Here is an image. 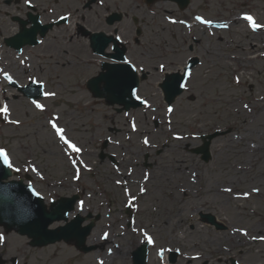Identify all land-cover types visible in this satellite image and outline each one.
Instances as JSON below:
<instances>
[{
  "label": "rangeland",
  "instance_id": "rangeland-1",
  "mask_svg": "<svg viewBox=\"0 0 264 264\" xmlns=\"http://www.w3.org/2000/svg\"><path fill=\"white\" fill-rule=\"evenodd\" d=\"M190 6H197L194 11L206 15V20L235 17L236 22L214 36L204 24L187 36L167 24L173 47L163 61L171 64L170 70H179L190 53L189 44L194 45L192 53L199 54L201 63L193 68L171 114L154 85L160 73L141 84L139 94L150 107L117 113L93 98L85 80L97 69L83 62L87 54L78 42L74 61L66 55L63 61L43 65L40 73L35 70L46 81L45 91L56 93L38 100L44 111L14 88L4 93L5 83H0V107L6 103L8 119L21 121L19 126L0 121V147L8 149L21 176L32 177V186L47 205L51 199L79 194L68 220L76 215L98 216L87 238V244L96 249L87 253L63 241L33 247L27 236L0 228L5 238L0 243V264H132V251L144 242L142 230L155 240L149 244L147 264H264V241L252 239L264 236V33L249 25L245 28L239 21L243 11H248L257 23H264V0H233L226 7L218 3L207 7L201 0H191ZM228 6L234 9L231 18L223 13ZM131 36L125 34V38ZM145 57L139 49L137 61L147 63ZM53 116L59 117V126L82 149L72 157L91 169L81 166L80 180L72 179L75 169L63 151L65 146L47 123ZM115 127L121 131L110 132ZM227 129L211 140L207 162L192 152L201 144L200 134ZM176 135L183 139H175ZM107 137L109 146L102 149ZM145 137L148 145L143 143ZM29 164L35 165L39 175L24 170ZM118 179L127 183L117 185ZM141 187L146 192L141 193ZM125 188L136 196L132 206ZM253 188L259 192H252ZM245 192L250 195L245 197ZM202 215L213 216L225 229L215 228ZM64 223L55 221L48 227ZM235 229L246 230L247 235ZM160 248L166 249L163 258L158 255ZM172 251L177 253L174 262L169 261ZM104 254L106 260L101 259Z\"/></svg>",
  "mask_w": 264,
  "mask_h": 264
},
{
  "label": "flooded vegetation",
  "instance_id": "flooded-vegetation-1",
  "mask_svg": "<svg viewBox=\"0 0 264 264\" xmlns=\"http://www.w3.org/2000/svg\"><path fill=\"white\" fill-rule=\"evenodd\" d=\"M201 1L207 7L214 3L226 7L233 0ZM248 1L240 0L241 3ZM177 2H187V5L180 8ZM190 4L191 0H103V3L100 0H30V3L26 0H0V82L14 87L16 92L19 89L15 84L32 81L30 77L46 82L35 74V70L40 73L43 65L63 61L66 55L74 61L77 42L82 53L87 54L83 62L96 67L94 75L100 71L102 62L116 61V57L125 54L138 68L144 69L140 74L145 76L144 81H148L158 75V65L166 63L163 61L165 55L172 53V34L166 32L167 16L176 21L192 20L201 12L194 11L197 6ZM229 8L233 7L228 6L223 11L228 16L234 10ZM184 11L188 17L187 14L183 16ZM61 16L67 19L61 20ZM124 20L126 27L123 26ZM168 25L178 28L179 22ZM211 29L217 30L218 27ZM125 34L132 35V39L125 38ZM98 36L108 38L101 54L97 53L95 37ZM116 37H120L119 41L126 49ZM130 43L137 50L130 48ZM139 49L148 57H145L147 63L137 61ZM133 50L136 56L131 54ZM4 73H8L12 80L6 79Z\"/></svg>",
  "mask_w": 264,
  "mask_h": 264
},
{
  "label": "water",
  "instance_id": "water-1",
  "mask_svg": "<svg viewBox=\"0 0 264 264\" xmlns=\"http://www.w3.org/2000/svg\"><path fill=\"white\" fill-rule=\"evenodd\" d=\"M118 73V72H117ZM108 75H115L114 72ZM110 79L103 84L96 82L94 79L87 83V87L94 97L104 98L106 104H118L124 109L135 107L137 101L128 94L127 86L121 81L120 77ZM138 81L132 85L136 87ZM34 87V86H33ZM35 88H25V93L31 98H39L42 91L37 92ZM171 101V98L169 99ZM121 110V109H120ZM118 110V111H120ZM223 132H214L211 135L202 137L203 145L195 149V152L203 154L202 158L208 160L210 140ZM11 175L10 169L0 165V225L7 231L14 230L30 238L31 246H43L56 241L64 240L65 242H74L76 248L88 252L94 249V246H86L85 240L88 236L93 222L85 226L81 223L85 218L76 216L64 226L54 229H48V225L56 220H67L68 213L73 209L77 199L76 195L72 197H60L52 201L47 209L40 196L33 194V188L30 184H23L21 181H6ZM205 221L214 224L217 228H223V225L217 224L211 215L204 216ZM97 218V217H96ZM146 246L143 244L133 252V264H146ZM175 260V254L171 255V261Z\"/></svg>",
  "mask_w": 264,
  "mask_h": 264
},
{
  "label": "snow or ice",
  "instance_id": "snow-or-ice-1",
  "mask_svg": "<svg viewBox=\"0 0 264 264\" xmlns=\"http://www.w3.org/2000/svg\"><path fill=\"white\" fill-rule=\"evenodd\" d=\"M26 2L30 3V0H26ZM100 2L103 3V0H100ZM240 18L242 20H244V21H247L249 26L251 27V29L254 30V31L264 27V25H261V24L257 23L254 20V18L248 13H243ZM60 19L61 20H66L67 17L66 16H61ZM195 20L199 21L200 23H202L204 25H212L213 24L212 20H206V19H204L201 16H196ZM171 22L172 23H177L176 20H171ZM179 23L184 24V23H186V21L181 20V21H179ZM217 27L228 28V24H226V23L225 24H219V25H217ZM116 39L119 40L120 37H116ZM95 41H96V47L98 48V50L103 51L104 47L107 44L108 38H106L104 36H98V37H95ZM41 43H43V41H41ZM110 51H111V49H110ZM105 56H107V54H105ZM21 63H23V61H21ZM113 64H116V61H113ZM122 64H123L124 67L123 68H117L116 70L120 74L121 81L126 84L129 96L135 98L138 101H140L145 106H149L150 107V105H148V101L147 100H143L137 94L138 93V89L136 87L132 86L136 82V73L142 72V71H144V69L142 67L138 68L136 66V64H134L132 62V60L128 59L127 57L123 58ZM158 69L161 72L166 71L165 65L163 63L158 65ZM183 73H184V75L179 77V78H169V82H166V84L162 85V87H165L166 90H170L174 86L178 85L180 88H185L186 89L187 88V79L192 76V72H191L190 66L185 65L184 69H183ZM4 76L9 81L12 80V77L8 73H4ZM30 79H32V82L34 84H39L41 86V88L37 89V92L40 93L41 89L43 87V81H37V80H35L34 78H31V77H30ZM173 80H175V85L172 83ZM180 80H183L185 82L184 83H180L179 82ZM236 82L239 83V77H236ZM42 95L45 96V97H55L56 93L52 92V91H43ZM31 103L35 106V108H37V109H39L41 111L45 110V106L43 104L39 103L38 100L33 99L31 101ZM244 107L247 108L248 105H244ZM166 111H167L168 114H171L174 111V109L171 106V104H169V106L167 107ZM8 114H9V108H8V105L5 103L2 107H0V116H3V119L7 123H10V124H13V125H17V126H19L21 124V121L19 119H14V120L8 119ZM58 120H59L58 116H53L51 119L48 120L47 123L51 126V129L53 130L54 135L58 138L59 142L62 145L65 146L63 148V151L68 156V159H69L71 165L75 169V174L72 177V179L80 180L81 166H83L88 171H91V169L88 168V166L84 163L83 160H80L79 164H78L77 160L72 157V154L81 153L82 149L80 147H78L77 144L74 143L71 139L68 138V136L66 135V129L59 126V124L57 123ZM170 123H171V121H169V124ZM133 129H135V123H133ZM174 138L177 139V140L183 139V137H181L179 135H176ZM143 143L145 145L149 144V140H148L147 137H145ZM0 165H3V166H5L8 169H13L15 172H20L21 171L20 168L14 166L13 159H12L8 149L5 148V147H0ZM29 169L31 171H33V172H37V174L39 175V172H38L37 168L35 167V165L29 164L28 168H25L24 170L28 171ZM193 175H195V174L193 173ZM148 178H149V174L145 173L144 174V179L147 180ZM41 179H43V176H41ZM115 183L117 185H119L121 183L126 184L127 181H121V180L118 179V180L115 181ZM124 191H125V195L128 196V205L132 206L133 202L136 200V196L131 195L127 188H125ZM139 191L141 193H144V192H146V189L144 187H141L139 189ZM224 191L231 192L232 189L231 188H226V189H224ZM251 191L258 193L259 189L258 188H253ZM33 194L36 195V196H40V193L36 192L34 189H33ZM243 195L245 197H247V196L250 195V193L245 192V193H243ZM83 207H84V201L81 200V201H79L80 210H83ZM234 231H239V232H242L243 235H247V231L243 230V229H235ZM142 232H143L144 241H146L149 244H155V240L153 239V237L151 235L148 234L147 231H143L142 230ZM107 235L108 234L105 233L104 234V238H106ZM4 239L5 238H4L3 234H0V243H3ZM252 239L253 240L260 239V240L264 241V236H259V237H255L254 236V237H252ZM165 251H166V249L160 248L159 251H158V255H160L161 258H163V253ZM177 251H179V249H177ZM109 252H111V249H109Z\"/></svg>",
  "mask_w": 264,
  "mask_h": 264
},
{
  "label": "bare ground",
  "instance_id": "bare-ground-1",
  "mask_svg": "<svg viewBox=\"0 0 264 264\" xmlns=\"http://www.w3.org/2000/svg\"><path fill=\"white\" fill-rule=\"evenodd\" d=\"M110 255V254H109ZM111 256V255H110ZM115 256V251H114V254H113V257ZM106 255L104 254L103 256H102V260H106ZM125 258H126V255H123V258H122V260H125ZM150 262L152 263V259H150Z\"/></svg>",
  "mask_w": 264,
  "mask_h": 264
}]
</instances>
